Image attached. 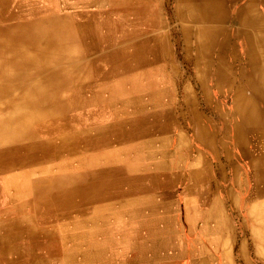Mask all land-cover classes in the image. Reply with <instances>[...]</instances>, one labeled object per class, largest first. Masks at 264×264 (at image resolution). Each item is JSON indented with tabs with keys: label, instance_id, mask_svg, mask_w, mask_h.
<instances>
[{
	"label": "bare ground",
	"instance_id": "obj_1",
	"mask_svg": "<svg viewBox=\"0 0 264 264\" xmlns=\"http://www.w3.org/2000/svg\"><path fill=\"white\" fill-rule=\"evenodd\" d=\"M183 254L264 264V0H0V264Z\"/></svg>",
	"mask_w": 264,
	"mask_h": 264
},
{
	"label": "rangeland",
	"instance_id": "obj_2",
	"mask_svg": "<svg viewBox=\"0 0 264 264\" xmlns=\"http://www.w3.org/2000/svg\"><path fill=\"white\" fill-rule=\"evenodd\" d=\"M210 82H211V84L209 83V89L211 88L210 89L211 93L212 94L217 93V87L214 85L213 81H210ZM227 103H228V105L231 104V97H228L227 98ZM187 134H188V138L189 139H191V138L193 139V133L191 131H189ZM232 152H233V157L234 158H236V156L239 155L238 152L235 149H232ZM227 171H229V173H230V169H227ZM234 215H235L234 216V225H235L236 232L241 233V224L240 223L242 222L243 215L239 211H236ZM238 221H239V223H238ZM166 251H167V253L169 252L168 250H166ZM198 256H200V255H198ZM214 258L216 259V261H214L215 262L214 264H223L222 261L219 260V258L217 260V256L214 255ZM170 259L171 260L168 261L169 263L167 261H165V262H162V264H171V263L172 264H191L193 262V259L191 257H189V254H183V256H176V255H174V257L173 258L170 257ZM201 263L202 264H205L206 262L203 263L201 261Z\"/></svg>",
	"mask_w": 264,
	"mask_h": 264
},
{
	"label": "crops",
	"instance_id": "obj_3",
	"mask_svg": "<svg viewBox=\"0 0 264 264\" xmlns=\"http://www.w3.org/2000/svg\"><path fill=\"white\" fill-rule=\"evenodd\" d=\"M191 215H192L191 216V221H192V225L191 226H192V228H191V226H188V228L193 232V234H194V231H195L199 235V231H203L204 228H205L204 221H205V218H206V214H204L203 212L191 211ZM212 216L216 217V214L213 213ZM244 237H245L244 234L237 233L234 236L233 240H234V242H236L238 240L243 241Z\"/></svg>",
	"mask_w": 264,
	"mask_h": 264
}]
</instances>
